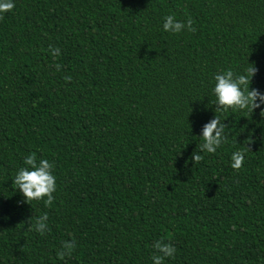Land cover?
Segmentation results:
<instances>
[{
	"label": "trees",
	"instance_id": "16d2710c",
	"mask_svg": "<svg viewBox=\"0 0 264 264\" xmlns=\"http://www.w3.org/2000/svg\"><path fill=\"white\" fill-rule=\"evenodd\" d=\"M170 14L196 31L165 32ZM0 16V264H153L161 238L164 264H264L261 109L217 113L227 142L191 159L217 72L254 63L264 93V0H15ZM32 152L54 162L51 206L13 187ZM44 213L50 231L29 230Z\"/></svg>",
	"mask_w": 264,
	"mask_h": 264
},
{
	"label": "clouds",
	"instance_id": "9594fccd",
	"mask_svg": "<svg viewBox=\"0 0 264 264\" xmlns=\"http://www.w3.org/2000/svg\"><path fill=\"white\" fill-rule=\"evenodd\" d=\"M15 7V0H0V14L10 12ZM2 18V16H0ZM193 19L189 16L186 21L177 20L175 15H166L163 17V30L173 34H178L187 29L189 32H195L196 28ZM53 57L60 54L58 47L49 45ZM57 70L60 66L56 65ZM258 69L254 63H248L242 74H237L231 69L222 70L214 75L215 86L213 94L215 96L214 104L215 116L209 122L203 125L202 143L197 145V150L193 151L191 159L194 164H198L203 160L201 153H215L222 144L228 140L229 133L225 129L228 125L221 120L220 115L229 109L248 111L253 113L257 108H260V115L264 117V93H261L257 88H252V78L256 75ZM66 82L71 81L70 76H65ZM247 144L252 143L251 137L246 140ZM246 147V146H245ZM247 149L251 150L249 147ZM245 153L243 150H237L231 155V167L234 170H240L243 167ZM54 162L48 159L37 157L36 152H32L24 158V166L20 167L12 179L13 187L18 189L24 197V202L31 204L33 200H44L45 206H51L54 201V192L56 191V176L54 175ZM46 197V199H45ZM49 217L47 213L36 217L33 223V218L30 217L28 224L29 230L35 231L41 235L50 231L48 226ZM77 247L75 237L71 240L61 242V249L57 251V256L60 259L70 257ZM154 249L152 254L153 264H164L165 258H174L176 253L175 246L166 242L164 238L156 240L152 244Z\"/></svg>",
	"mask_w": 264,
	"mask_h": 264
}]
</instances>
